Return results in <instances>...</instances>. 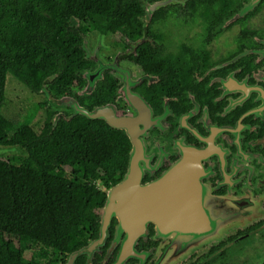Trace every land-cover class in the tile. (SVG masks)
<instances>
[{
  "label": "flooded vegetation",
  "instance_id": "1",
  "mask_svg": "<svg viewBox=\"0 0 264 264\" xmlns=\"http://www.w3.org/2000/svg\"><path fill=\"white\" fill-rule=\"evenodd\" d=\"M143 16L138 37L85 33L73 96L35 92L58 118L106 85L100 105L139 116L141 182L175 173L155 214L134 228L113 215L95 244L100 219L74 264H264V0H154Z\"/></svg>",
  "mask_w": 264,
  "mask_h": 264
},
{
  "label": "trees",
  "instance_id": "2",
  "mask_svg": "<svg viewBox=\"0 0 264 264\" xmlns=\"http://www.w3.org/2000/svg\"><path fill=\"white\" fill-rule=\"evenodd\" d=\"M153 1L0 0V144L26 153L19 164L0 157V264H53L38 259L50 250L60 256L55 264H65L97 234L104 189L123 177L131 149L124 130L72 111L56 118L50 108L35 130L30 122L42 103L15 124L1 112L7 75L32 92L73 96L71 86L90 63L85 33L119 30L138 37L145 4ZM112 93L103 84L77 101L89 99L91 110ZM33 248L36 256L27 258Z\"/></svg>",
  "mask_w": 264,
  "mask_h": 264
},
{
  "label": "water",
  "instance_id": "3",
  "mask_svg": "<svg viewBox=\"0 0 264 264\" xmlns=\"http://www.w3.org/2000/svg\"><path fill=\"white\" fill-rule=\"evenodd\" d=\"M161 4H164V2L152 4L151 7L149 6L148 11ZM76 113H81L91 119H103L110 126L124 130L131 142L127 169L123 177L117 183L104 189L106 199L100 210L101 233L95 241V244H98L102 242L109 220L113 215L119 218L121 224L134 228L141 225L149 214H155L158 209L156 202L159 201V197L163 194L172 196L173 183L169 182L175 178V173L170 170L162 178L153 182L145 184L141 182L144 172L142 163L144 158L141 156L142 148L136 139V127L139 122L137 114H123L113 104L100 105L91 110L80 108ZM90 246L91 243L87 247L70 253L66 264H74L75 257L80 253L91 250Z\"/></svg>",
  "mask_w": 264,
  "mask_h": 264
},
{
  "label": "rangeland",
  "instance_id": "4",
  "mask_svg": "<svg viewBox=\"0 0 264 264\" xmlns=\"http://www.w3.org/2000/svg\"><path fill=\"white\" fill-rule=\"evenodd\" d=\"M93 35L90 34L87 38L88 46H93ZM118 35H108L105 37L103 43L110 47H114V41L116 42ZM100 56H103V52H98ZM38 103H44L48 105V99L41 93L32 92L22 82L14 79L12 75L8 74L6 79V92L1 107L2 114L12 120L15 124H19L27 117V112L30 108L34 107ZM44 107L39 108L34 120L30 122V125L38 130L42 124L44 118ZM10 136V133H9ZM26 156L25 151L19 145L13 144H0V157L8 159L12 163H21ZM38 248L26 250L24 255L30 258L32 255L36 256ZM41 261L50 260L53 264L60 262V256L55 251L50 250V254L46 258H38Z\"/></svg>",
  "mask_w": 264,
  "mask_h": 264
}]
</instances>
